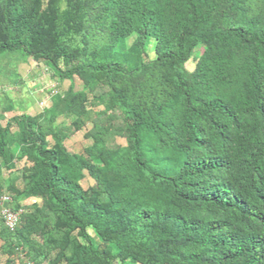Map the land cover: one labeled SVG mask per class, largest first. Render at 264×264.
<instances>
[{"label":"trees","instance_id":"trees-1","mask_svg":"<svg viewBox=\"0 0 264 264\" xmlns=\"http://www.w3.org/2000/svg\"><path fill=\"white\" fill-rule=\"evenodd\" d=\"M44 1L0 0V55L96 84L106 110L70 91L73 121L51 131L52 145L40 118L0 126L3 165L25 161L10 193L42 201L14 231L4 225L17 248L33 264H264V0H90L85 51L37 45L49 33ZM150 39L156 58L140 61ZM88 124L92 145L69 152L65 140Z\"/></svg>","mask_w":264,"mask_h":264},{"label":"rangeland","instance_id":"rangeland-1","mask_svg":"<svg viewBox=\"0 0 264 264\" xmlns=\"http://www.w3.org/2000/svg\"><path fill=\"white\" fill-rule=\"evenodd\" d=\"M90 0H45L44 9L47 21L48 36L42 38L39 36L36 43L38 46L45 45L48 39L51 43L60 41L65 46H69L73 50L85 51L86 44V26L91 21L90 14H86L84 7L89 4ZM55 8L58 13L53 14ZM59 17L61 28L58 32H52L55 28V19ZM4 36L1 35L0 42ZM136 41V36L127 40L125 46L128 50ZM145 50L140 54V61L149 62L156 58L154 40H146L144 43ZM201 50H197L194 57L186 64L189 72L195 69L196 57ZM89 59V58H88ZM62 68V64L60 63ZM130 64H126L128 70ZM96 84L86 85L79 78L72 80L62 79L59 76L54 64L36 60L21 51L12 53H4L0 55V126L2 128L10 127L13 133L22 128L21 124L13 122V118L28 115L40 118L43 129L48 130V141L53 144L51 131H57L59 128H66L72 124L73 118H69L64 111L65 96L71 91L73 93L82 92L86 94L88 101L84 103V107L91 112L97 114L104 112L106 108L100 101L93 98V92ZM59 105V106H58ZM109 112V113H108ZM107 113L113 116V111ZM121 118V117H120ZM93 125L88 124L80 131L70 135L65 140V147L73 154H83L85 149L93 143L91 138L86 135L92 130ZM116 144L126 146L125 138H117ZM29 165V164H27ZM25 166V161H16L15 167L9 169L3 165L0 159V176L3 185L0 193L6 194L9 200V206L12 208L19 207L24 212H32L35 206H42L41 200H35L29 197H17L11 194L9 189L12 184L22 188L23 181L21 172ZM95 184L88 175L81 182L84 190ZM13 185V186H14ZM2 194V195H3ZM0 212V264H33L30 259L25 256L27 247L17 248V241L11 238V234L5 230ZM93 235L92 231H90ZM42 244L41 239L35 238ZM18 244V243H17ZM11 248L7 249L6 246ZM42 264H48L47 261Z\"/></svg>","mask_w":264,"mask_h":264},{"label":"built area","instance_id":"built-area-1","mask_svg":"<svg viewBox=\"0 0 264 264\" xmlns=\"http://www.w3.org/2000/svg\"><path fill=\"white\" fill-rule=\"evenodd\" d=\"M9 206V200L5 195L0 196V212L4 222V225L14 231L17 225L20 222V217L22 215V211H14Z\"/></svg>","mask_w":264,"mask_h":264}]
</instances>
